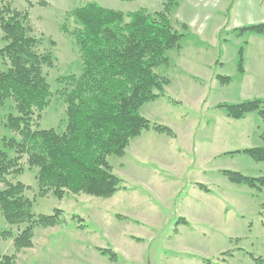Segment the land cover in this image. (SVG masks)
Masks as SVG:
<instances>
[{
	"label": "rangeland",
	"instance_id": "rangeland-1",
	"mask_svg": "<svg viewBox=\"0 0 264 264\" xmlns=\"http://www.w3.org/2000/svg\"><path fill=\"white\" fill-rule=\"evenodd\" d=\"M10 1L28 10L42 39L40 48L54 57L53 66L44 68L54 94L39 126L60 131L65 105L57 97L61 85L56 79L80 70L74 39L61 26L73 27L66 13L85 0H43L44 5L37 0ZM165 1L98 3L127 12L139 7L159 10ZM174 1V27L183 31V22L188 28L180 49L166 53L168 64L155 69L170 79L165 96L143 104L140 113L168 125L177 137L164 143L158 133L145 131L130 142L123 157H109L123 182L108 198L83 193L37 196L36 168H28L23 158L24 170L17 179L29 185L26 194L34 197V213L59 208L63 221L35 227L33 246L16 252L14 264H208L205 259L210 264H254L244 251L258 255L255 236L260 229L264 232L259 215L263 192L229 182L221 170L264 174L263 162L240 152L224 153L259 145L264 124L255 112L233 119L217 105L264 96V34L240 30L264 22V0ZM240 48L242 71L237 66ZM218 75L230 80L221 83ZM166 96L176 102L169 103ZM6 110L0 111V148L2 137L12 135L4 126ZM196 182L207 185L209 192ZM1 219L0 228H8ZM98 248L111 249L116 259ZM226 250L229 253H221ZM13 252L12 237L0 239V257Z\"/></svg>",
	"mask_w": 264,
	"mask_h": 264
},
{
	"label": "trees",
	"instance_id": "trees-1",
	"mask_svg": "<svg viewBox=\"0 0 264 264\" xmlns=\"http://www.w3.org/2000/svg\"><path fill=\"white\" fill-rule=\"evenodd\" d=\"M36 3L45 4L43 0ZM176 4L166 0L159 10L139 7L124 12L104 7L98 0H85L67 11L74 25L71 29L62 25L61 29L74 39L80 70L56 79L61 85L57 97L65 105L64 127L57 131L39 126L54 94L44 72L45 67L53 66L54 57L40 48L42 39L28 10L15 8L10 0H0V61L4 64L0 70V111L7 108L4 126L12 132L2 137L0 148V213L8 225L0 228V239L12 237L14 247L12 254L0 257L1 264H14L16 252L33 246L35 227H52L63 221L59 208L49 214L34 213V197L26 194L29 185L17 179L24 170L23 158L28 168H36L37 196L50 193L63 198L83 193L108 198L123 182L113 172L109 157H123L130 142L145 131L176 136L168 125L140 113L143 104L165 96L170 79L155 69L168 64L166 53L180 49V40L188 28L183 22V31L174 27L171 16ZM240 30L264 34V22ZM237 66L243 70L241 48ZM217 78L221 83L230 80L229 76ZM166 98L172 104L176 102ZM217 107L233 119L255 112L264 124V96L219 103ZM259 137L261 143L257 146L224 153L240 152L264 163V128ZM221 172L233 184L263 192L259 215L264 228V174L249 176L229 169ZM195 185L209 192L207 185ZM180 219L185 222L183 217ZM98 249L110 260L116 259L111 249ZM244 252L254 264H264L260 255ZM205 261L210 264L208 259Z\"/></svg>",
	"mask_w": 264,
	"mask_h": 264
},
{
	"label": "crops",
	"instance_id": "crops-1",
	"mask_svg": "<svg viewBox=\"0 0 264 264\" xmlns=\"http://www.w3.org/2000/svg\"><path fill=\"white\" fill-rule=\"evenodd\" d=\"M157 99V98H156ZM167 99V98H166ZM154 101V100H153ZM168 101V100H167ZM152 102V101H150ZM169 102V101H168ZM148 103V102H147ZM170 103V102H169ZM142 107V106H141ZM148 132V131H146ZM142 134V133H141ZM176 134V133H175ZM159 137H160V140L161 142H164V143H167L169 141V139H175L177 137V135L175 137H169V136H166L164 134H160L158 133ZM164 135V136H163ZM141 135H139L138 137H140ZM126 154V153H125ZM2 184L0 183V188H2ZM1 214H0V219H1ZM3 220L1 219L0 220V223H2ZM261 225V224H260ZM263 228V227H262ZM264 229V228H263ZM255 243H259V250H258V255H254V256H261L263 259H264V232L260 229L259 230V235L258 236H255Z\"/></svg>",
	"mask_w": 264,
	"mask_h": 264
}]
</instances>
